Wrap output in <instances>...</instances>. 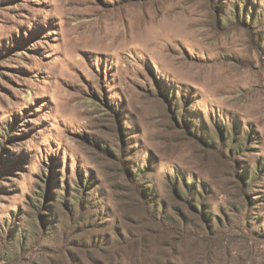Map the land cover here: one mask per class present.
<instances>
[{"label":"rangeland","instance_id":"1","mask_svg":"<svg viewBox=\"0 0 264 264\" xmlns=\"http://www.w3.org/2000/svg\"><path fill=\"white\" fill-rule=\"evenodd\" d=\"M0 136V264H264V0H0Z\"/></svg>","mask_w":264,"mask_h":264},{"label":"trees","instance_id":"2","mask_svg":"<svg viewBox=\"0 0 264 264\" xmlns=\"http://www.w3.org/2000/svg\"><path fill=\"white\" fill-rule=\"evenodd\" d=\"M234 6H236V7H238V3L237 2H235L234 3ZM240 15V14H239ZM3 139H5L4 138V136H0V146H1V143L3 142ZM207 143L208 144H210V142H209V140L207 139ZM210 145H215V143H211ZM126 171H127V173L129 174V176L132 178V180H133V182H134V184L135 185H137V187L140 189V192H142V195H143V197H144V199H147L146 197H148V193H149V191H145L144 189V187H145V185L144 186H142L141 187V185H140V183L134 178V175H135V172L129 167V166H126ZM139 173H141V172H138V173H136V174H139ZM79 188L80 189H84V184H79ZM173 192H174V194L176 195V196H178L179 198H183V196H184V194H182L181 192H180V190H179V188H178V185H174L173 186ZM82 195H84V192L82 191V193H81ZM191 196V195H190ZM37 203L38 204H40L39 203V201H37ZM82 203L84 204V201H82ZM192 206H193V204H192V202L190 203ZM66 205L67 206H69V202H68V200L66 199ZM89 205V204H88ZM37 206V205H36ZM36 206H35V208H36ZM85 207V206H84ZM86 208V207H85ZM84 208V212H82L81 213V217H77L76 215H73V217H76V218H74L72 221H74V220H76L77 219V223H80V222H83V221H85V219L88 217V215L87 214H89L88 213V211H85L86 209ZM47 218V217H46ZM85 230V229H84ZM176 232H180L179 230H177ZM8 245V244H7Z\"/></svg>","mask_w":264,"mask_h":264}]
</instances>
